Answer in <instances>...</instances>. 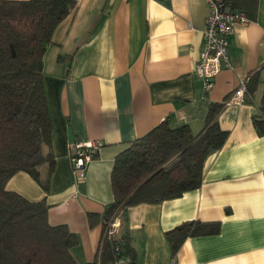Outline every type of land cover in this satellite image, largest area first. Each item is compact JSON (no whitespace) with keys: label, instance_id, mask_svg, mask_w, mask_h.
<instances>
[{"label":"crops","instance_id":"crops-1","mask_svg":"<svg viewBox=\"0 0 264 264\" xmlns=\"http://www.w3.org/2000/svg\"><path fill=\"white\" fill-rule=\"evenodd\" d=\"M208 12L203 0H77L53 31L43 56L54 157L49 188L24 172L5 188L30 202L44 199L49 224L66 225L77 236L71 249L77 263L97 252L101 224L89 227L87 214H101L113 201L115 157L163 120L196 134L208 106L223 103L218 121L227 139L206 158L201 186L126 208L115 219L117 235L130 237L135 264H264V135L252 125L263 92L264 0H257L255 19L235 25L231 68L204 92L194 68ZM250 75L257 86L241 103L226 104ZM92 140L104 146L77 181L68 144ZM39 172L44 178L46 167ZM190 220L219 222V233L187 238L173 255L164 233Z\"/></svg>","mask_w":264,"mask_h":264},{"label":"trees","instance_id":"trees-1","mask_svg":"<svg viewBox=\"0 0 264 264\" xmlns=\"http://www.w3.org/2000/svg\"><path fill=\"white\" fill-rule=\"evenodd\" d=\"M231 10L255 19L257 0H224ZM76 0H0V264H135L130 237L109 234L120 213L138 204H158L197 190L206 158L223 147L219 126L223 103L208 106L203 128L171 127L163 120L130 142L114 160L113 201L101 214L88 213L89 227L101 224L99 245L90 262L77 263L71 249L77 236L66 225H51L44 199L30 202L5 188L16 173L28 174L45 191L53 171L52 121L43 80V56L55 28ZM258 80L250 75L246 90ZM259 115L252 117L264 135V80ZM45 166L47 174L40 177ZM219 233V222L190 220L164 233L175 255L187 239Z\"/></svg>","mask_w":264,"mask_h":264},{"label":"built area","instance_id":"built-area-1","mask_svg":"<svg viewBox=\"0 0 264 264\" xmlns=\"http://www.w3.org/2000/svg\"><path fill=\"white\" fill-rule=\"evenodd\" d=\"M77 1V0H76ZM170 1V0H154ZM208 7V15L202 32V44L199 59L194 68V74L201 81L202 89L208 92L216 76L222 69L231 68L228 57L229 39L234 33L236 24H246L249 19L244 11L231 10L224 0H203ZM246 81L234 91L226 104L241 103L246 92ZM103 142L92 140L88 142L70 141L68 144V158L71 172L77 181H84L87 166L103 148ZM117 222L112 224L109 234H115ZM171 264H176L175 259Z\"/></svg>","mask_w":264,"mask_h":264},{"label":"water","instance_id":"water-1","mask_svg":"<svg viewBox=\"0 0 264 264\" xmlns=\"http://www.w3.org/2000/svg\"><path fill=\"white\" fill-rule=\"evenodd\" d=\"M68 135H69V138L71 139L72 135H71V131L70 130H68Z\"/></svg>","mask_w":264,"mask_h":264},{"label":"rangeland","instance_id":"rangeland-1","mask_svg":"<svg viewBox=\"0 0 264 264\" xmlns=\"http://www.w3.org/2000/svg\"><path fill=\"white\" fill-rule=\"evenodd\" d=\"M115 233H118V231H117V228H116V231H115Z\"/></svg>","mask_w":264,"mask_h":264}]
</instances>
